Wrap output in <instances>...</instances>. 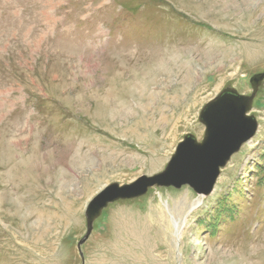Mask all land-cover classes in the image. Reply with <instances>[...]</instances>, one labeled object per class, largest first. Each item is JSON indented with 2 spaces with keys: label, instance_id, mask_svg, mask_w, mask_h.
Segmentation results:
<instances>
[{
  "label": "rangeland",
  "instance_id": "374dc122",
  "mask_svg": "<svg viewBox=\"0 0 264 264\" xmlns=\"http://www.w3.org/2000/svg\"><path fill=\"white\" fill-rule=\"evenodd\" d=\"M263 71L264 0H0V264H264V81L209 195L113 202L78 248L93 197L163 171Z\"/></svg>",
  "mask_w": 264,
  "mask_h": 264
},
{
  "label": "water",
  "instance_id": "95a60500",
  "mask_svg": "<svg viewBox=\"0 0 264 264\" xmlns=\"http://www.w3.org/2000/svg\"><path fill=\"white\" fill-rule=\"evenodd\" d=\"M263 81L264 71L250 78L251 94L226 87L209 101L199 114V121L205 126L202 140L192 133L186 134L163 171L142 175L127 184L111 183L93 197L85 212L88 234L80 241L79 250L94 221L113 202L139 198L153 187L181 188L188 185L199 195H209L221 169L258 130L257 118L249 113Z\"/></svg>",
  "mask_w": 264,
  "mask_h": 264
},
{
  "label": "bare ground",
  "instance_id": "6f19581e",
  "mask_svg": "<svg viewBox=\"0 0 264 264\" xmlns=\"http://www.w3.org/2000/svg\"><path fill=\"white\" fill-rule=\"evenodd\" d=\"M147 194V193H146ZM145 194V195H146ZM144 196V195H143ZM142 197V196H141ZM118 202H120V200H118V201H116V203H118ZM201 202H202V198L201 197H199L198 199H196L195 200V203H194V206L193 207H196V206H198V205H200L201 204ZM108 207V206H107ZM104 210L105 209H103V211H102V213L101 214H103V212H104ZM183 224H184V222L182 221L181 223H179L178 221H176V228H177V230H176V234H175V236H176V239L178 240V237H179V239H181V229L183 228ZM175 225V224H174ZM177 235H179V236H177Z\"/></svg>",
  "mask_w": 264,
  "mask_h": 264
},
{
  "label": "flooded vegetation",
  "instance_id": "af4514ba",
  "mask_svg": "<svg viewBox=\"0 0 264 264\" xmlns=\"http://www.w3.org/2000/svg\"><path fill=\"white\" fill-rule=\"evenodd\" d=\"M205 127V126H204ZM204 133H205V130H204ZM202 140V139H201Z\"/></svg>",
  "mask_w": 264,
  "mask_h": 264
},
{
  "label": "crops",
  "instance_id": "0c3cea01",
  "mask_svg": "<svg viewBox=\"0 0 264 264\" xmlns=\"http://www.w3.org/2000/svg\"><path fill=\"white\" fill-rule=\"evenodd\" d=\"M121 201V200H120Z\"/></svg>",
  "mask_w": 264,
  "mask_h": 264
}]
</instances>
